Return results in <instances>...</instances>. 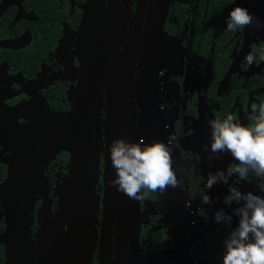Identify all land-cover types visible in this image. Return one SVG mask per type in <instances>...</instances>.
<instances>
[{"label": "flooded vegetation", "instance_id": "af4514ba", "mask_svg": "<svg viewBox=\"0 0 264 264\" xmlns=\"http://www.w3.org/2000/svg\"><path fill=\"white\" fill-rule=\"evenodd\" d=\"M163 1L157 110L164 140L169 135L176 138L172 159L183 186L181 212L186 234L179 246L173 243L158 192H150L139 200L137 264H175L176 256L186 259V255L190 264H217L223 229L212 222L211 211L223 207L220 199L229 185L255 192L258 178L241 181L227 176L224 184L213 185L208 192L210 199L215 198L211 209L202 206L208 211L207 220L192 214L201 206L198 199L188 209L183 205L199 190L194 183L197 177L215 168L227 169L231 162L226 153L208 159L206 121L231 112L243 123L253 105L264 103V59L260 58L264 56V32L250 26L230 32L224 25L234 4L264 20V0ZM86 2L0 0V264L63 263L67 226L61 231L56 217L62 212L60 190L69 194L70 154L60 148L61 133L68 126L57 127L52 118L71 111L88 71L101 75L102 122L108 89L112 90L115 138H123L130 96L124 87L131 75L134 88L152 0H104L102 17L88 28L89 43L86 30L82 39L75 36L86 17ZM249 53H259L252 64L244 59ZM132 99L137 118L136 100ZM161 113L166 118L164 126ZM13 162L19 170L8 189ZM100 165L95 190L96 239L89 264H99L101 255L103 145ZM12 197L15 202L10 203ZM44 209L48 214L45 236ZM11 249H15L13 255Z\"/></svg>", "mask_w": 264, "mask_h": 264}, {"label": "water", "instance_id": "95a60500", "mask_svg": "<svg viewBox=\"0 0 264 264\" xmlns=\"http://www.w3.org/2000/svg\"><path fill=\"white\" fill-rule=\"evenodd\" d=\"M103 3L104 0H87L86 17L75 34L77 39H82V34L86 30L89 43L88 28L102 17ZM163 4V0H152L146 28L140 41L139 68H137L134 88L130 84L131 75L124 87L125 93L130 96L127 107L125 106L123 138L130 141L164 140L157 110L158 49L166 11ZM88 72L87 81L83 84L81 94L75 99L71 111L52 118L57 127L68 126L65 132L61 133L60 148L67 150L70 154L69 194L65 196L60 190L62 212L56 217L61 231H63L64 224L67 226L64 245L66 254L62 264H89L92 246L96 239L94 225L97 221L98 201L95 190L101 174L102 145V238L99 264H137L138 232L141 223L139 201L129 199L120 192L115 197V188L110 184L113 169L107 159L106 145L115 138L116 133L114 106L112 95L109 93L112 90L108 89L104 105V121L102 122V85L99 82L101 75L94 71ZM131 96L136 100L137 118ZM18 170V163L13 162L9 168L8 183L6 184L8 189L15 183ZM158 196L163 211L168 217L173 243L179 246L181 237L183 236L184 240L186 234L181 212V192L166 187L162 193L158 192ZM9 202H15L13 197ZM15 214L17 216V212ZM114 215H116L117 233L115 249L112 252L111 233ZM42 217L43 236H45L47 210L44 209ZM64 217L65 222L63 221ZM13 252L15 249H11L12 255ZM185 258L176 256L175 264H190L189 257L186 255Z\"/></svg>", "mask_w": 264, "mask_h": 264}, {"label": "clouds", "instance_id": "9594fccd", "mask_svg": "<svg viewBox=\"0 0 264 264\" xmlns=\"http://www.w3.org/2000/svg\"><path fill=\"white\" fill-rule=\"evenodd\" d=\"M224 25L230 32L249 26L264 32V20L254 17L239 4L228 10ZM257 56L259 53H249L245 62L252 64ZM206 124L208 159L211 161L217 159L218 154L226 153L231 162L227 169L215 168L197 177L194 183L199 190L194 191L183 206L188 209L191 202L198 199L201 206L192 214L207 220L208 211L202 206L211 209L215 198L210 199L208 192L213 185L224 184L227 176L241 181L258 178L255 192L229 185L220 199L223 207L211 211V220L223 229L217 264H264V103L253 105L243 123L234 113L228 112L223 118L208 119ZM175 143L173 135L165 140L139 142L112 139L106 145L107 159L113 169L111 186L137 201L150 192L162 193L166 187L183 191L171 156Z\"/></svg>", "mask_w": 264, "mask_h": 264}, {"label": "rangeland", "instance_id": "374dc122", "mask_svg": "<svg viewBox=\"0 0 264 264\" xmlns=\"http://www.w3.org/2000/svg\"><path fill=\"white\" fill-rule=\"evenodd\" d=\"M161 123H162V126H164V124L166 123V118H165V116H164L163 113H161ZM166 137H167V136H166ZM166 137H165V139H166ZM173 154H174V152H173V150H172V152H171V156H173ZM117 194H118V191L115 190V197L117 196ZM154 201H155V200H154ZM154 201H153V202H154ZM115 202L117 203L116 199H115Z\"/></svg>", "mask_w": 264, "mask_h": 264}]
</instances>
